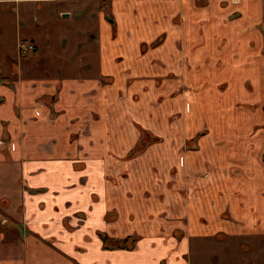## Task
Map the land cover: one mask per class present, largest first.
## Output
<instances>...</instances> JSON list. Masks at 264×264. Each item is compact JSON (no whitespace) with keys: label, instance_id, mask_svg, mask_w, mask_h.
<instances>
[{"label":"crops","instance_id":"crops-1","mask_svg":"<svg viewBox=\"0 0 264 264\" xmlns=\"http://www.w3.org/2000/svg\"><path fill=\"white\" fill-rule=\"evenodd\" d=\"M0 4V264H264V0Z\"/></svg>","mask_w":264,"mask_h":264},{"label":"built area","instance_id":"built-area-1","mask_svg":"<svg viewBox=\"0 0 264 264\" xmlns=\"http://www.w3.org/2000/svg\"><path fill=\"white\" fill-rule=\"evenodd\" d=\"M18 49L20 53H28L29 51L34 50V44L27 42V41H20L18 43Z\"/></svg>","mask_w":264,"mask_h":264},{"label":"trees","instance_id":"trees-1","mask_svg":"<svg viewBox=\"0 0 264 264\" xmlns=\"http://www.w3.org/2000/svg\"><path fill=\"white\" fill-rule=\"evenodd\" d=\"M145 140V139H144ZM144 140L143 139H141L140 140V143L138 144V148H143V146L145 145V143H146V140H145V142H144ZM152 140V139H151ZM150 141V140H149ZM148 142V141H147ZM137 152V148H136V150L134 151V153H136ZM106 239V241L108 240L107 239V237L105 238ZM116 242H118V241H116ZM134 243H135V240L133 239V238H128L126 241H124L123 242V245L124 246H127V247H129V248H131L133 245H134Z\"/></svg>","mask_w":264,"mask_h":264},{"label":"rangeland","instance_id":"rangeland-1","mask_svg":"<svg viewBox=\"0 0 264 264\" xmlns=\"http://www.w3.org/2000/svg\"><path fill=\"white\" fill-rule=\"evenodd\" d=\"M0 6H4V4H0ZM6 6H14L15 7V4H12V3H7L6 4ZM252 107H254L255 105H251ZM145 140H146V143L145 144H147L148 142L147 141H149V140H151L152 139V137H151V135H150V133H148L147 131L145 132ZM145 140H144V142H145ZM208 174H206L205 175V177L207 176ZM189 177V175L188 174H186L185 173V178L187 179ZM182 191L184 192V195L183 196H187V190H186V188H182ZM166 216V215H165ZM187 220V219H186Z\"/></svg>","mask_w":264,"mask_h":264},{"label":"flooded vegetation","instance_id":"flooded-vegetation-1","mask_svg":"<svg viewBox=\"0 0 264 264\" xmlns=\"http://www.w3.org/2000/svg\"><path fill=\"white\" fill-rule=\"evenodd\" d=\"M206 177L209 179V174Z\"/></svg>","mask_w":264,"mask_h":264}]
</instances>
